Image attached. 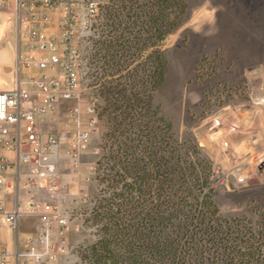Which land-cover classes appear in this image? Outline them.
Masks as SVG:
<instances>
[{
	"label": "trees",
	"instance_id": "trees-1",
	"mask_svg": "<svg viewBox=\"0 0 264 264\" xmlns=\"http://www.w3.org/2000/svg\"><path fill=\"white\" fill-rule=\"evenodd\" d=\"M96 1L86 58L91 89L127 90L133 75L136 90L163 84L161 46L180 27L187 0ZM146 52V63L122 82L119 74ZM93 97L99 120L101 98ZM120 127L114 143L98 149L97 189L83 211L95 239L80 249L82 264H264V210L255 214L262 220L223 214L213 170L196 145Z\"/></svg>",
	"mask_w": 264,
	"mask_h": 264
},
{
	"label": "rangeland",
	"instance_id": "rangeland-1",
	"mask_svg": "<svg viewBox=\"0 0 264 264\" xmlns=\"http://www.w3.org/2000/svg\"><path fill=\"white\" fill-rule=\"evenodd\" d=\"M17 2L11 0L10 7L0 11V91L14 88L19 76ZM194 3L195 0H187L191 17L185 23L182 18L180 27L161 46L166 50L167 69L163 84L155 88L144 85L136 90L137 78L133 75L128 82L131 91H128L129 86L124 90L125 85L119 90L120 84L111 92L97 93L91 89L96 80L89 76L92 70L89 71L86 58L95 37L94 31L85 30L81 25L76 28L84 92L79 103H60L53 131L62 129L68 111L77 104H80L82 121L86 122V105L90 97L100 96L99 125L92 135L90 150L80 158L77 185L86 189L88 202L79 206V212H88L97 189L94 179L83 182L99 156L93 150L113 144V131L120 132V125H128L132 133L139 131L143 139L163 135L164 139L169 137L196 145L212 170L219 167L221 171L223 185L218 191L223 214L251 218L257 209L264 210V190H251L250 187L251 183H258L259 176L256 177L255 172L261 174L264 167L259 156L254 157L251 164V133H256L260 139L256 150L264 152V106L251 105V96L253 102L264 97L263 92L256 89L258 84L264 83V0H203L199 8H195ZM78 14L83 22L84 5L79 7ZM187 30L189 33L183 36ZM53 32L61 30L54 29ZM147 55L148 52L132 58L129 67L118 76L122 82L128 72L135 73L136 68L146 63ZM227 64L225 70L237 73L231 92H228V81L232 72L222 70ZM205 92L210 96L207 103L203 100ZM226 93H230V99L224 97ZM166 124L169 131L165 129ZM60 147L66 156L62 165L69 167L68 136L61 138ZM239 165V171L250 187L241 193L239 189L234 190L238 185L234 171ZM81 223L84 224V217L82 221H73L75 226ZM13 239L11 236L9 240L13 242ZM94 239L90 224H84L79 231L72 230L68 236L69 252L59 264H82L79 251Z\"/></svg>",
	"mask_w": 264,
	"mask_h": 264
},
{
	"label": "built area",
	"instance_id": "built-area-1",
	"mask_svg": "<svg viewBox=\"0 0 264 264\" xmlns=\"http://www.w3.org/2000/svg\"><path fill=\"white\" fill-rule=\"evenodd\" d=\"M10 1L0 0V11L10 7ZM17 3L19 76L14 88L0 91V221L15 232L17 250L12 253L0 247V264H58L69 252L70 232L83 229V223L75 226L73 221L83 220L79 206L88 202L83 187L76 185V197L71 194L70 183L58 168L60 142L62 135L68 136V168L72 180L77 182L80 158L90 150L92 135L99 125L98 100L90 97L84 123L77 104L68 111L59 132L46 131L42 126L55 121L60 103H79L82 99V60L75 31L80 25L90 29L97 1L18 0ZM82 5L86 9L83 22L78 14ZM54 29L61 32H53ZM233 78L230 74L228 92L235 86ZM256 89L264 94V83ZM229 94L224 97L230 99ZM209 99L208 95L205 103ZM255 104L264 106V97L253 102L251 96V105ZM259 142L258 135L251 133V164L256 156L264 163V152L255 148ZM98 149L93 153L98 154ZM94 165L95 162L83 178L84 183L94 179ZM237 167L234 176L238 185L234 190L239 189V193L250 187L264 190V167L261 174L255 172L258 183H251L250 187L239 171L240 165ZM213 176L219 189L223 185L219 167L213 169ZM24 217L35 218L38 223L33 233L21 238L19 228ZM263 217L251 216L253 220Z\"/></svg>",
	"mask_w": 264,
	"mask_h": 264
},
{
	"label": "crops",
	"instance_id": "crops-1",
	"mask_svg": "<svg viewBox=\"0 0 264 264\" xmlns=\"http://www.w3.org/2000/svg\"><path fill=\"white\" fill-rule=\"evenodd\" d=\"M57 121H51L50 123L43 125V129H45L46 131H53V125L54 123ZM60 130H58L57 132H59ZM64 135H62L63 137ZM64 158H66L64 151L62 150V148H59V154H58V168L59 170L63 173V175L65 176V179L68 183H70V191L71 194L73 196L76 197L77 195V189H76V185L77 182L72 180V172L71 170L67 167V166H63L62 165V161L64 160ZM37 219L32 218V217H24L22 218L21 222H20V228H19V232L21 235V238H24L25 236L33 233L36 230L37 227ZM78 225V224H76ZM13 236V242H11L9 239L10 237ZM0 247L7 249L9 252H16L17 250V236L15 234V232L11 229H9L2 221H0ZM60 263V262H59ZM58 263V264H59Z\"/></svg>",
	"mask_w": 264,
	"mask_h": 264
},
{
	"label": "water",
	"instance_id": "water-1",
	"mask_svg": "<svg viewBox=\"0 0 264 264\" xmlns=\"http://www.w3.org/2000/svg\"><path fill=\"white\" fill-rule=\"evenodd\" d=\"M203 0H195L194 7L199 8L202 5ZM191 17V10H188L187 13L183 17V23L187 22L188 19ZM187 33H189V30L185 31L183 33V36H185Z\"/></svg>",
	"mask_w": 264,
	"mask_h": 264
},
{
	"label": "flooded vegetation",
	"instance_id": "flooded-vegetation-1",
	"mask_svg": "<svg viewBox=\"0 0 264 264\" xmlns=\"http://www.w3.org/2000/svg\"><path fill=\"white\" fill-rule=\"evenodd\" d=\"M222 62V64H224V61L222 60L221 61ZM222 66V65H221ZM226 67H228V64L226 65V66H224V69H222V70H224L225 71V73H230V72H232V74L231 75H233L234 77L236 76L235 74H237V73H233L234 71L233 70H225V68ZM237 77V76H236ZM238 79V78H237ZM212 80H214V78H212ZM210 80H206V82H209ZM207 96H208V93L207 92H205V95H204V97H203V100L205 101L206 100V98H207Z\"/></svg>",
	"mask_w": 264,
	"mask_h": 264
},
{
	"label": "bare ground",
	"instance_id": "bare-ground-1",
	"mask_svg": "<svg viewBox=\"0 0 264 264\" xmlns=\"http://www.w3.org/2000/svg\"><path fill=\"white\" fill-rule=\"evenodd\" d=\"M234 44V43H233ZM235 45V44H234ZM231 48V47H230ZM230 51V50H229ZM244 55V54H243ZM247 59V58H246Z\"/></svg>",
	"mask_w": 264,
	"mask_h": 264
}]
</instances>
